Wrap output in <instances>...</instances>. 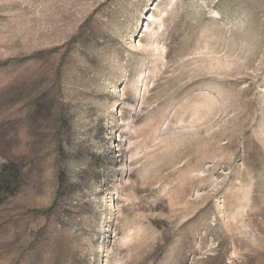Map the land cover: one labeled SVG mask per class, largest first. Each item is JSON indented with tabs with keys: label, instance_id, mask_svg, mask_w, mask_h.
<instances>
[{
	"label": "rangeland",
	"instance_id": "obj_1",
	"mask_svg": "<svg viewBox=\"0 0 264 264\" xmlns=\"http://www.w3.org/2000/svg\"><path fill=\"white\" fill-rule=\"evenodd\" d=\"M1 172L0 264H264V0H0Z\"/></svg>",
	"mask_w": 264,
	"mask_h": 264
},
{
	"label": "trees",
	"instance_id": "obj_2",
	"mask_svg": "<svg viewBox=\"0 0 264 264\" xmlns=\"http://www.w3.org/2000/svg\"><path fill=\"white\" fill-rule=\"evenodd\" d=\"M7 167H8V166H3V167H2V171L4 172L5 169H6V171H7ZM0 183H1V185H4V184L8 185V184H9L8 181L4 180V178H3V173H2V172L0 173Z\"/></svg>",
	"mask_w": 264,
	"mask_h": 264
},
{
	"label": "bare ground",
	"instance_id": "obj_3",
	"mask_svg": "<svg viewBox=\"0 0 264 264\" xmlns=\"http://www.w3.org/2000/svg\"><path fill=\"white\" fill-rule=\"evenodd\" d=\"M151 19V17H148V20Z\"/></svg>",
	"mask_w": 264,
	"mask_h": 264
}]
</instances>
